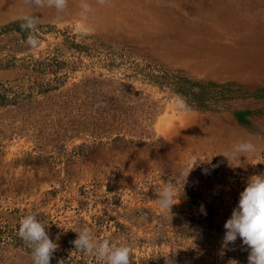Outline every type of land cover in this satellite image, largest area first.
Returning a JSON list of instances; mask_svg holds the SVG:
<instances>
[{
  "label": "rangeland",
  "instance_id": "374dc122",
  "mask_svg": "<svg viewBox=\"0 0 264 264\" xmlns=\"http://www.w3.org/2000/svg\"><path fill=\"white\" fill-rule=\"evenodd\" d=\"M81 3L0 0V264H32L30 212L58 245L50 264H101L76 250L82 228L128 244L130 264H248L222 241L264 174V0H87L83 18ZM244 140L257 150L223 156Z\"/></svg>",
  "mask_w": 264,
  "mask_h": 264
},
{
  "label": "clouds",
  "instance_id": "9594fccd",
  "mask_svg": "<svg viewBox=\"0 0 264 264\" xmlns=\"http://www.w3.org/2000/svg\"><path fill=\"white\" fill-rule=\"evenodd\" d=\"M44 3L49 7H54L58 12H63L67 6V0H34L36 6H43ZM89 11L90 6L87 0H82L80 16L85 17ZM21 19L23 21L21 26L30 30L27 43L33 48L37 47L39 41L32 32L39 24L40 17L25 14ZM87 30V28L84 29V31ZM256 150L254 142L244 140L235 144L231 151L223 156L228 160L229 158L240 159L244 154ZM192 169L193 167L182 169L171 183L161 189L158 198L161 209L171 211L172 206L176 204L173 203V200L177 199L176 188L182 182L184 191ZM200 211L204 215L207 214L203 205L200 206ZM47 226L48 223H44L36 212L27 213L19 223L18 235L32 249V264H50V259L58 247L57 243L49 237L46 231ZM224 228L226 231L222 241L223 247L227 248L239 238L241 243L247 247L248 264H264V174L253 175L248 179L246 187L240 193L238 204L224 223ZM75 232L78 234L73 241L76 250L94 255L101 264H130L128 244L116 243L109 239L98 240L88 228H82ZM233 261L238 264V261Z\"/></svg>",
  "mask_w": 264,
  "mask_h": 264
}]
</instances>
